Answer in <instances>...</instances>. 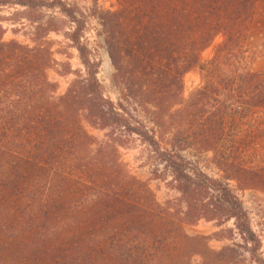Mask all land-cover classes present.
<instances>
[{
  "label": "trees",
  "instance_id": "obj_1",
  "mask_svg": "<svg viewBox=\"0 0 264 264\" xmlns=\"http://www.w3.org/2000/svg\"><path fill=\"white\" fill-rule=\"evenodd\" d=\"M115 2L116 10L97 14L118 91L113 102L98 79L101 61L81 43L84 21L69 4L0 0V12L19 9L0 16V264H193L194 257L197 264H236L241 253L264 264L262 241L226 183L234 176L213 178L188 156L215 152L227 118L264 110V73L241 68L254 0ZM55 11L73 25L66 35L83 66L59 97L44 41L57 31L46 14ZM22 20L30 44L5 41L4 23L24 28ZM194 68L203 83L183 99L182 77ZM134 142L143 148L148 181L121 158ZM151 181L179 197L158 203ZM200 221L232 222L221 235L230 245L213 252L206 238L185 232Z\"/></svg>",
  "mask_w": 264,
  "mask_h": 264
},
{
  "label": "rangeland",
  "instance_id": "obj_2",
  "mask_svg": "<svg viewBox=\"0 0 264 264\" xmlns=\"http://www.w3.org/2000/svg\"><path fill=\"white\" fill-rule=\"evenodd\" d=\"M75 10L78 18L84 21L81 31V43L91 50V56L101 61L98 79L100 80L105 96L113 102L118 100V91L113 85V69L107 56L101 26L97 19L100 11L116 10L115 0H63ZM15 10L5 8L0 12V16L9 17ZM48 16L54 17L55 32H50L44 41L50 46L52 58L55 62L53 69L49 72V78L57 84L55 97L62 96L68 86L75 78V72H81L83 66L80 62V54L73 43L69 41L66 34L73 30V25L68 23L59 12H47ZM20 25L4 23L7 33L5 41L17 40L22 44H30L24 33L29 31V25L25 20ZM11 28L20 29L18 35L10 32ZM222 37H217L211 46L201 54V63L208 62L215 48L221 43ZM245 60L242 63V70L252 73H264V0H254V12L248 29V36L245 42ZM183 99H187L191 92L198 89L202 83V75L199 68H194L182 77ZM207 112H211L208 109ZM97 140L103 138L102 132L91 131ZM216 151L201 152L197 150L188 151V156H196L204 172L216 179H222L226 174L231 177L226 183L240 199L245 211L248 214L252 230L262 241L261 256L264 259V192L254 190L253 187L264 186V110H253L251 114L243 119L227 118L224 123V132L221 137H215ZM143 148L138 142H134L131 147L120 151L123 162L128 165L130 172L142 181L150 178V169L145 164V156L142 154ZM227 161L232 164L226 171L218 169L216 162ZM240 168L246 172L248 178L238 175L234 169ZM250 175V176H249ZM260 178V179H253ZM151 190L155 194L158 203L163 204L167 200H175L179 195L162 182H149ZM244 189V190H241ZM233 228L232 222L217 227L214 222L200 221L195 226H186L185 232L189 236H202L206 238V246L213 252H219L224 247L230 245L227 239L221 237L222 232ZM224 235H227L225 233ZM240 260L236 264H254L250 258L241 253ZM199 262L198 257H194L193 264Z\"/></svg>",
  "mask_w": 264,
  "mask_h": 264
}]
</instances>
